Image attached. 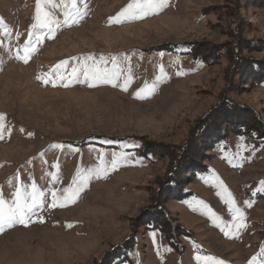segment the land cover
<instances>
[{"label": "rangeland", "instance_id": "obj_1", "mask_svg": "<svg viewBox=\"0 0 264 264\" xmlns=\"http://www.w3.org/2000/svg\"><path fill=\"white\" fill-rule=\"evenodd\" d=\"M130 2L77 0L63 26L53 0L48 38L36 0H0V194L45 193L27 226L0 232V264H264V0H167L110 24ZM88 56L127 90L73 80Z\"/></svg>", "mask_w": 264, "mask_h": 264}, {"label": "snow or ice", "instance_id": "obj_2", "mask_svg": "<svg viewBox=\"0 0 264 264\" xmlns=\"http://www.w3.org/2000/svg\"><path fill=\"white\" fill-rule=\"evenodd\" d=\"M61 4L67 9L64 12V20L63 26H71L72 23H75L77 17L81 16L82 13L77 8V0H70V3H66L65 0H61ZM50 6L51 8H56L57 5L53 3V0H36V9H35V23L32 25L33 28L39 29H47L48 38H51V34L61 27V22L56 20L51 11L44 10L45 7ZM167 6V0H131V2L123 8L116 17L110 18L109 23H123L126 21H135L139 19L146 18L151 15L158 14ZM2 23V22H0ZM7 32V30H4ZM33 34L29 33L31 37ZM44 33L36 34L35 39L36 43H42L44 39ZM31 43V41H29ZM35 51V47L31 49L25 48L23 49L24 55H20V50L17 51L16 58L22 59L24 63L28 62V58L31 52ZM93 58L91 56L81 58V63L78 67H74L71 72V77L73 80L79 78L80 75H83L85 78L84 81H93L99 83H111L113 87L121 86L123 90H127L126 86L118 85L113 83V80L118 76V73L113 70L109 72L107 70L102 71L100 67L95 64H89L88 61H91ZM103 61V58H101ZM112 62L116 64V58H112ZM67 64L68 62H63ZM59 67V66H58ZM82 69V71H81ZM180 74L179 72L177 73ZM40 79V77H37ZM60 79H64V76L61 75ZM48 80H45L44 83H48ZM55 86V85H53ZM64 86H68L65 84ZM89 87L95 86V83H89ZM155 89V85H153L150 89H142L138 91L135 95L136 98H147L148 95H151ZM141 92H145L146 95L142 96ZM0 121H3V117L0 116ZM5 127L2 123H0V139H3V132L5 131ZM55 147H61L60 145H56ZM110 167L115 169L116 161H111ZM107 167H99L96 169H90L88 174L82 178L80 184H78L75 188L72 189H64L63 190V198L65 204L67 203H74L80 196L81 191L83 190V185H86L89 179L92 176H100V175H107L108 173ZM264 184V182H262ZM32 190L28 191L26 188H22V186L17 185L15 188L14 193H12L13 199L6 200L3 194H0V232H2L6 227L10 228L15 225H24L30 222L31 218L35 216L43 207V197L45 193L40 191L36 188L33 184L31 186ZM52 197H56V192L51 193ZM229 204H232L231 198L229 197L228 200ZM55 207V203L52 205ZM63 206V205H62ZM238 212V210H237ZM233 219L235 220L236 217L234 216ZM41 222H43L41 218ZM243 224H238L237 228H243ZM230 231H226L225 235H230ZM261 255H264V248L261 249ZM199 260V258H197ZM208 260H213L212 257H208ZM257 257H253L249 264H256ZM213 264H220L219 261H214Z\"/></svg>", "mask_w": 264, "mask_h": 264}, {"label": "trees", "instance_id": "obj_3", "mask_svg": "<svg viewBox=\"0 0 264 264\" xmlns=\"http://www.w3.org/2000/svg\"><path fill=\"white\" fill-rule=\"evenodd\" d=\"M253 75H255L254 73H252V75H249L250 77H252ZM226 123H228V121L226 122ZM216 126H218V125H216L215 124V127ZM216 132H220V130H218V128L216 129V128H214L213 130H212V132H211V134L209 135V137L211 138V139H213V138H216L215 139V142H218L219 140H220V138H218V133H216Z\"/></svg>", "mask_w": 264, "mask_h": 264}]
</instances>
